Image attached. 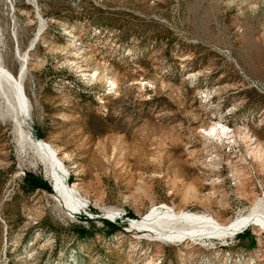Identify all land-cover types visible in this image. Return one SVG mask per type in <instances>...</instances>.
Segmentation results:
<instances>
[{"label": "rangeland", "instance_id": "obj_1", "mask_svg": "<svg viewBox=\"0 0 264 264\" xmlns=\"http://www.w3.org/2000/svg\"><path fill=\"white\" fill-rule=\"evenodd\" d=\"M24 56L26 131L80 205L0 121V264H264L256 227L200 243L132 225L158 209L226 224L264 198V0H0L15 77Z\"/></svg>", "mask_w": 264, "mask_h": 264}, {"label": "bare ground", "instance_id": "obj_2", "mask_svg": "<svg viewBox=\"0 0 264 264\" xmlns=\"http://www.w3.org/2000/svg\"><path fill=\"white\" fill-rule=\"evenodd\" d=\"M25 61L24 56L19 75L15 77L4 66L0 57V121L11 124L21 151L32 150L35 153V157L44 167V174L51 180L54 193L69 208L77 209L80 200L67 183V171L57 157V152L45 141L33 139L26 131L31 116V102L24 91ZM108 215L113 219L120 217L119 213L108 212ZM132 225L139 230L151 232L152 237L156 235L161 240L200 243L228 241L249 227H256L264 232V198L255 201L247 211L238 214L226 224L194 212L158 209L137 219Z\"/></svg>", "mask_w": 264, "mask_h": 264}, {"label": "trees", "instance_id": "obj_3", "mask_svg": "<svg viewBox=\"0 0 264 264\" xmlns=\"http://www.w3.org/2000/svg\"><path fill=\"white\" fill-rule=\"evenodd\" d=\"M27 184H29L32 188H42L46 190L47 192L51 193V186L48 184V182L44 181L41 177H32L30 175H27L25 177ZM82 210V209H81ZM85 220H87L86 217H83ZM108 227H110V232L119 231L121 227H117L113 224H107Z\"/></svg>", "mask_w": 264, "mask_h": 264}, {"label": "built area", "instance_id": "obj_4", "mask_svg": "<svg viewBox=\"0 0 264 264\" xmlns=\"http://www.w3.org/2000/svg\"><path fill=\"white\" fill-rule=\"evenodd\" d=\"M259 91L264 94V87H260Z\"/></svg>", "mask_w": 264, "mask_h": 264}]
</instances>
